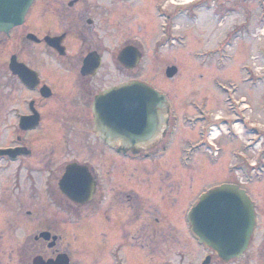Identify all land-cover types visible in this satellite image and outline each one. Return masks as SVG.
<instances>
[{"label": "flooded vegetation", "instance_id": "1", "mask_svg": "<svg viewBox=\"0 0 264 264\" xmlns=\"http://www.w3.org/2000/svg\"><path fill=\"white\" fill-rule=\"evenodd\" d=\"M216 1L220 10L229 11L230 0ZM130 3L133 15V0ZM251 4L255 3L246 4L247 15L253 8ZM257 5L261 12L259 0ZM121 11L122 0H34L23 25L0 33V118L2 128L12 131L10 143L4 149H20L15 158L0 157L1 205L15 215L0 217V264H11L14 255L17 264L49 263L63 257H69L73 264L72 226H81L86 221L81 220L79 213V218L73 220L74 212L100 211L106 206V186L111 183H114L110 186L112 199L133 209V232L123 236L140 244L134 248L145 251L152 243L180 244L185 241V229L190 239H196L187 214L200 196L209 191L199 185L193 187L202 174V165L196 161L202 155L208 161L225 157V146L212 152L217 141L210 140L214 128L221 130L219 139L227 136L238 145L229 153L233 159L230 174H239L240 163L236 162L239 159L247 168L250 166L245 162V151L253 141L249 137L251 131L254 134L261 131L249 126L247 110L240 103L246 100L244 97L234 101L238 106H229L228 113L219 115V111L207 109V97L188 96L185 98L189 99L188 108L181 111V106L176 114L173 99L162 93L170 105L167 131L149 149L136 153L108 146L97 135L94 119L97 98L108 89L133 81L121 79L123 67L119 56L123 48L118 35ZM249 23L250 19L247 27ZM226 45L222 42L218 46ZM206 65L200 60L198 68ZM243 71L247 80L255 74L248 64ZM231 99H226V103ZM182 126L188 131L178 140ZM106 150L111 153L109 165L123 162L129 169L124 170L123 181L133 183L130 189L126 190L123 182H114L115 175L111 172H121L117 169L121 165L106 170ZM169 163L178 165L180 170L168 169ZM69 167L82 169L88 176L85 184L93 191L87 199L80 196L77 201L62 192L60 181ZM237 179L228 183L245 190L257 219L244 257L254 252L257 245L261 213L258 194L251 192L248 180L238 176ZM8 192L13 197H8ZM54 209L67 211V218L59 222ZM25 213L37 223L8 251L6 243L15 239L6 240L7 233L13 232L10 235L14 237ZM96 213L85 217L91 219ZM212 252L218 262H223Z\"/></svg>", "mask_w": 264, "mask_h": 264}, {"label": "rangeland", "instance_id": "2", "mask_svg": "<svg viewBox=\"0 0 264 264\" xmlns=\"http://www.w3.org/2000/svg\"><path fill=\"white\" fill-rule=\"evenodd\" d=\"M185 1L133 0L132 15L130 0H122L121 28L118 29L122 48L132 43L142 51L143 58L133 71L122 68L121 79L122 81L130 78L137 79L149 84L159 92L168 93L173 99L176 114L180 113L179 107L182 106L181 111L188 108L187 101L189 99H185L188 96L207 97V109L211 112L219 111V115L228 113L229 106H238L234 101H240V97L245 96L248 106L251 107V109H246V116L253 125L260 129L263 128L259 137L255 135L249 137V139L256 138L257 143L245 151L247 159L245 162H249L248 164L260 160L262 162L264 160L262 156L264 142L259 143V141L261 136L264 139V77H262V81L258 82L251 74L248 77L251 81L246 83L242 70L243 66L248 64L255 70V74H264V21L260 22L258 19L259 16H264V13H259L258 0H230L229 4L233 9L228 13L227 19V12H224V9L220 10L219 2H215V0H207V3L199 2L197 5H183L185 7L183 10L178 9L181 4L186 3ZM251 1L256 5L251 4L253 8L247 15L246 4ZM259 2L264 5V0H259ZM248 18L250 19L249 34L243 30L244 26H247ZM222 42L225 44L230 42L231 48L219 47L218 45ZM201 55H206L203 60L206 59L208 65L198 68ZM171 66L177 68V73L173 79H168L165 71ZM218 66L222 69H218ZM200 75H203L202 78ZM221 88H227L228 91H222ZM232 90H235L233 95H231ZM231 96H233L231 102L226 103V99ZM240 103L243 104L242 101ZM10 121L13 119L11 118ZM1 124L2 119L0 118V148L10 143L9 139L12 134L11 129L5 130ZM180 129L178 140L185 137L187 130L184 126ZM252 133L254 134V132ZM215 144L217 147L225 146V157L213 158L210 161L203 155L198 157L196 162L198 165H202V174L201 180L195 181L193 187L195 189L199 185V188L210 190L222 183L236 180L237 176L241 177L243 181L248 180L250 185L247 186L251 192L254 195L258 194L257 199L261 213L254 252L229 263L218 262L216 256L204 246L199 245L197 239H190L187 236L186 229L184 232L185 241L180 244L173 242L152 243L151 246L145 247V251L134 248L139 247L140 244L133 243L123 236L124 233L126 235L128 232H133V209H129V205H121L112 199L113 192L110 186L114 183H111L106 186L107 194L104 203L106 206L100 211L97 213L93 211L88 213L85 210L74 212L73 220L79 218L77 216L79 213L83 217L81 220L86 219V221L82 222L81 226H72V246L75 253L73 264H201L208 255H212V264H264V171H251L246 167V163L239 159L236 161L240 163L239 174L237 176L230 174L233 159L229 153L232 149H237L238 145L231 143L227 136L221 137ZM110 154L106 150V170L121 165L117 168L121 172L117 173L114 170L111 172L115 175L114 182L116 184L123 182L125 189H130L133 183L127 179L125 182L123 181L126 177L125 171H129V169H126L123 162H117V166L109 165ZM167 165L168 169L173 171L180 170L178 165L175 167L172 163ZM244 172H246V176H244ZM6 174L2 176L4 177ZM7 195L13 197L9 192ZM2 198L3 194L1 193L0 217L5 218L9 214L11 218L15 217L11 210H7L1 205L3 204ZM13 201L15 202V200ZM52 212L57 216L59 222L64 221L68 216V212L65 210L54 209ZM165 212H169V210ZM87 213L96 214L93 218L89 219L90 216L87 219L85 217L88 215ZM21 220L14 237L10 235L13 232L7 233L6 240L15 239L6 243L8 251L12 246L17 245L26 231L34 228L37 223L35 218H30L26 213ZM258 244H261L260 249H258ZM13 258L14 261L10 260L9 262L17 264L16 256L14 255Z\"/></svg>", "mask_w": 264, "mask_h": 264}, {"label": "water", "instance_id": "3", "mask_svg": "<svg viewBox=\"0 0 264 264\" xmlns=\"http://www.w3.org/2000/svg\"><path fill=\"white\" fill-rule=\"evenodd\" d=\"M32 3L33 0H0V32L22 25ZM119 59L123 67L133 70L140 64L142 53L136 46L128 45L121 50ZM176 73L175 66L166 68L167 78L173 79ZM168 116L166 97L151 86L133 80L108 89L97 98L95 132L107 144L118 145L124 152L147 148L165 133ZM19 151L0 150V155L15 158ZM83 171L69 167L60 181L62 192L77 201L93 191L87 189L85 183L89 178ZM188 221L199 242L229 262L240 258L249 246L255 226L254 206L245 191L224 184L201 196L189 212ZM35 264H70V261L69 257H63L55 262ZM202 264H211V257Z\"/></svg>", "mask_w": 264, "mask_h": 264}, {"label": "bare ground", "instance_id": "4", "mask_svg": "<svg viewBox=\"0 0 264 264\" xmlns=\"http://www.w3.org/2000/svg\"><path fill=\"white\" fill-rule=\"evenodd\" d=\"M195 0H186L185 2L186 3H191V2H194ZM215 137H217V133L214 134Z\"/></svg>", "mask_w": 264, "mask_h": 264}]
</instances>
